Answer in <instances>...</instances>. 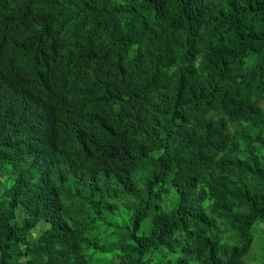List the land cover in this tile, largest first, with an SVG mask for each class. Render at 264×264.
Here are the masks:
<instances>
[{
    "label": "trees",
    "instance_id": "obj_1",
    "mask_svg": "<svg viewBox=\"0 0 264 264\" xmlns=\"http://www.w3.org/2000/svg\"><path fill=\"white\" fill-rule=\"evenodd\" d=\"M0 264H264V0H0Z\"/></svg>",
    "mask_w": 264,
    "mask_h": 264
},
{
    "label": "rangeland",
    "instance_id": "obj_2",
    "mask_svg": "<svg viewBox=\"0 0 264 264\" xmlns=\"http://www.w3.org/2000/svg\"><path fill=\"white\" fill-rule=\"evenodd\" d=\"M47 224L42 221L37 227L36 230L33 232L34 234H38Z\"/></svg>",
    "mask_w": 264,
    "mask_h": 264
}]
</instances>
